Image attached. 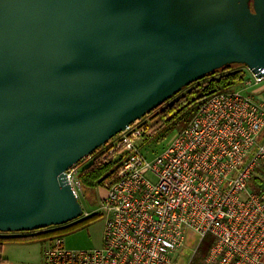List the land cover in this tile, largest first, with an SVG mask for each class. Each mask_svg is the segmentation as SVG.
I'll use <instances>...</instances> for the list:
<instances>
[{"label":"water","instance_id":"obj_1","mask_svg":"<svg viewBox=\"0 0 264 264\" xmlns=\"http://www.w3.org/2000/svg\"><path fill=\"white\" fill-rule=\"evenodd\" d=\"M232 62L264 72V0H0V232L79 218L63 171Z\"/></svg>","mask_w":264,"mask_h":264},{"label":"built area","instance_id":"obj_2","mask_svg":"<svg viewBox=\"0 0 264 264\" xmlns=\"http://www.w3.org/2000/svg\"><path fill=\"white\" fill-rule=\"evenodd\" d=\"M246 71L154 156L141 148L149 133L142 117L64 170L79 201L81 167L96 155L121 156L92 212L105 215L102 245L72 250L57 236L42 264H191L206 235L212 243L200 264H264V101L249 90L264 72Z\"/></svg>","mask_w":264,"mask_h":264},{"label":"trees","instance_id":"obj_3","mask_svg":"<svg viewBox=\"0 0 264 264\" xmlns=\"http://www.w3.org/2000/svg\"><path fill=\"white\" fill-rule=\"evenodd\" d=\"M245 77L246 66L242 63L232 62L206 74L202 79L183 87L178 93L151 111L149 121L145 123L149 133L144 136V140L156 130L164 127L170 129L181 125L180 129H182L191 115L209 96L240 85ZM120 160L121 156L118 153L107 158H103L100 155L94 156L80 169L79 178L82 185L91 188L100 187L118 168ZM98 217V213L82 214L79 218L65 224L38 229L35 233L26 235H11L8 234L9 232H0V246L6 242L52 239L62 236L63 233L77 230ZM211 243L212 236L206 235L201 240L197 248V256L191 264H200V260L207 253Z\"/></svg>","mask_w":264,"mask_h":264},{"label":"rangeland","instance_id":"obj_4","mask_svg":"<svg viewBox=\"0 0 264 264\" xmlns=\"http://www.w3.org/2000/svg\"><path fill=\"white\" fill-rule=\"evenodd\" d=\"M151 113L144 116L147 122L149 121L148 119ZM180 127L181 125L170 129L164 127L156 130L144 140V143L141 145L142 150L148 157H152L161 152L172 142ZM81 190L79 202L83 210V215L91 214L99 208L101 199L105 194L104 189L101 187L91 188L82 185ZM104 223L105 215L99 214V217L89 224L72 232L63 233L61 237L64 239L65 246L72 250H86L100 247L103 243ZM48 241L49 239L45 238L22 242H6L0 246V256L7 254L10 257V261L14 264L40 263L41 258L43 259V249Z\"/></svg>","mask_w":264,"mask_h":264},{"label":"crops","instance_id":"obj_5","mask_svg":"<svg viewBox=\"0 0 264 264\" xmlns=\"http://www.w3.org/2000/svg\"><path fill=\"white\" fill-rule=\"evenodd\" d=\"M248 71H246V76L248 75ZM249 90L256 95L258 98L264 101V78L257 84L251 86ZM3 250V248H2ZM5 255V254H4ZM42 258L40 263H32V264H42ZM0 264H14L12 261H10V257L6 254L5 256H0Z\"/></svg>","mask_w":264,"mask_h":264},{"label":"flooded vegetation","instance_id":"obj_6","mask_svg":"<svg viewBox=\"0 0 264 264\" xmlns=\"http://www.w3.org/2000/svg\"><path fill=\"white\" fill-rule=\"evenodd\" d=\"M250 7H251V3H250Z\"/></svg>","mask_w":264,"mask_h":264}]
</instances>
